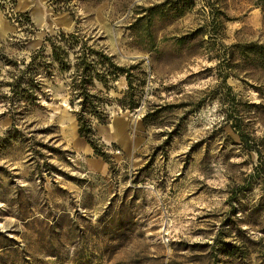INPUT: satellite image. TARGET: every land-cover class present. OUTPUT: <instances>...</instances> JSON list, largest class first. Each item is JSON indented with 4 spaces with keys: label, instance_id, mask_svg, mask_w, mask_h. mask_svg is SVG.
Segmentation results:
<instances>
[{
    "label": "rangeland",
    "instance_id": "rangeland-1",
    "mask_svg": "<svg viewBox=\"0 0 264 264\" xmlns=\"http://www.w3.org/2000/svg\"><path fill=\"white\" fill-rule=\"evenodd\" d=\"M169 1L0 0V83L1 58L21 69L73 32L137 66L133 111L126 74L95 83L111 167L77 133L68 74L42 75L39 107L0 86V264H264V0Z\"/></svg>",
    "mask_w": 264,
    "mask_h": 264
},
{
    "label": "trees",
    "instance_id": "trees-1",
    "mask_svg": "<svg viewBox=\"0 0 264 264\" xmlns=\"http://www.w3.org/2000/svg\"><path fill=\"white\" fill-rule=\"evenodd\" d=\"M184 1L179 0V2H176L175 0L174 2H169L173 4V10L181 15V11L178 10L179 6L177 5H180ZM165 4L163 3L162 6ZM154 10V8H150L149 12H153ZM215 12H217L216 9ZM153 16L155 14H150V18H153ZM212 17L216 20L218 18L217 14ZM46 41L49 44L50 53L45 55L46 47L42 46L31 54L29 62H21V69L17 65V62L1 58L3 59L4 65L10 66L15 71V73H11V82L0 83V86L9 88L11 96L8 98L10 101L8 103L10 107L15 104L39 107L38 102L40 97L46 98L47 96L43 91L42 75L48 78L53 72L68 74V83L66 84L69 96L68 104L76 120L77 133L91 147L94 154L102 157L109 167H111L112 161L107 154L101 152V149L94 139L92 129L95 121L99 124L107 123L108 116L105 111V106L110 103V100L107 97H101L98 93L93 92L95 83L100 84L104 90H108L110 85L118 77L125 75L131 69H137V66L130 68L118 66L113 62L111 56L105 54L100 49H95L78 32L60 35L53 39H47ZM248 47L250 49L264 50V47L254 46L253 44ZM125 78L128 90L118 103L123 109L133 111L137 108V101L134 99L132 82L127 74ZM5 98V95L0 92V103L5 101ZM233 129L239 135L242 144L249 150H255L259 157V151H257L256 146L251 144L249 138L241 131V128L235 125ZM234 251V246L221 244L219 254L233 257L235 256ZM11 252L13 251L10 249H3L4 256H9ZM7 264L11 263L9 262ZM213 264L222 263L215 257Z\"/></svg>",
    "mask_w": 264,
    "mask_h": 264
}]
</instances>
